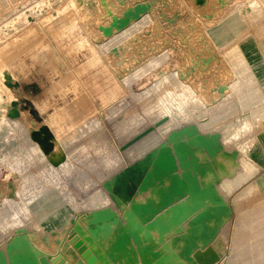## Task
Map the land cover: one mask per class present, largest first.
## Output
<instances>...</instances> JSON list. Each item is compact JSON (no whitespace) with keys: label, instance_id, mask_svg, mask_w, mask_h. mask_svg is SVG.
Listing matches in <instances>:
<instances>
[{"label":"rangeland","instance_id":"obj_1","mask_svg":"<svg viewBox=\"0 0 264 264\" xmlns=\"http://www.w3.org/2000/svg\"><path fill=\"white\" fill-rule=\"evenodd\" d=\"M29 1L0 0V249H4L8 239L18 231L27 229L37 249L49 254L59 253L61 247L56 240L64 238L66 230L75 224L85 226L88 220L82 219L83 214L107 207L114 210L102 184L126 166L119 146L137 132L162 120L165 115L162 103L170 98L165 93L175 82L179 85H176L177 88L182 86L188 96V99L187 96L184 97L186 100L183 99L187 106H183L186 110L183 108L182 111L186 114L194 108L189 114L181 115L180 112L177 115L178 118L184 117L178 119L183 130L187 131L195 125L196 132L219 133L229 119L241 120L244 117L249 123L244 128L247 134L245 130L240 132L244 133L243 141L240 133L237 134L239 139L233 133L227 137L226 131L220 132L223 135L220 136L222 149L212 158L200 148L195 149L201 161L210 164L202 183H213L232 208L230 216L223 218L217 237L228 244H235L231 250H242L243 246H248L254 233L250 232V223L246 224L245 220L249 219L252 211L248 213L250 216L244 214L246 219L243 215L244 220L240 214L251 208V203L254 205L258 197L264 202V180L261 183L262 179H257L259 174L264 175L261 141L264 137V111L260 112L264 109V0H105L104 3L98 0L101 16L98 13L95 24L88 23L82 16L84 12L80 0H51L47 6L39 3L42 11L34 21L21 15L20 18L19 11ZM137 2L146 5L148 13L153 16L150 21L153 25L138 27L137 33L124 40L127 44L121 42L116 50L115 47L108 50L99 47L105 41L102 37L108 39L118 29L114 25L112 34L104 36L103 27L116 23L117 18L131 12ZM139 13L134 12V17L140 16ZM111 19L114 21L110 22ZM69 28L72 31L68 33ZM24 30L27 32L24 33ZM91 40L97 43L93 44ZM99 50L103 52L102 56ZM141 51L146 55L130 62ZM114 58L119 60L116 62ZM119 61L128 65L121 64L123 62L116 64ZM156 81L158 85L161 83L158 89L152 86ZM176 86L173 92H180L181 89H176ZM164 88L168 89L163 92ZM25 97L30 101H26ZM11 98H16L18 108L26 111V116L22 112L24 128L28 126L26 129L12 130L4 126V113L10 111ZM188 115L191 118H187ZM255 117L260 121H253ZM44 123H50L57 132L59 158L44 154L30 139L31 130ZM241 143L246 145L245 149L240 146ZM253 149L258 151L260 161L253 157L254 152H250ZM254 175L257 176L255 179ZM248 179L253 183L248 187L253 190L252 195L248 188L246 191L250 182ZM226 180H230L229 193L221 188ZM238 187L240 191L236 190ZM248 193L249 196H244ZM239 196L240 200L236 201ZM147 199H157L154 189L136 197L137 201ZM105 214L107 211L102 215ZM161 214L166 219L169 212L163 210ZM262 222L261 232L254 237L264 244V218ZM238 224L245 228L240 229ZM236 228H239V235L240 232L245 235V240L239 243L233 242ZM186 229V224L174 227L162 244L157 240L156 230L147 240L141 234L143 241L134 245L136 259L132 264H152L157 255L169 247L180 249L184 241L179 239L177 243H172V237L186 234ZM114 239V234L108 238L100 235L98 243L90 241L88 245L100 254L110 247ZM199 244L203 245L202 242ZM263 244L259 246L260 252H264ZM250 247L244 251L252 253ZM200 251H208L207 246ZM238 252L241 257L235 254L233 264L236 261V264H241V261H245L242 264H264L263 252V260L260 255H255L254 259L252 254L245 256L243 250V253ZM237 257L243 260L239 262ZM220 258L215 264H224ZM246 259H250L249 262ZM103 263L120 264L107 257ZM179 263L189 264L173 258L166 261V264Z\"/></svg>","mask_w":264,"mask_h":264},{"label":"water","instance_id":"obj_2","mask_svg":"<svg viewBox=\"0 0 264 264\" xmlns=\"http://www.w3.org/2000/svg\"><path fill=\"white\" fill-rule=\"evenodd\" d=\"M145 10L144 3H137L132 12L117 18L114 24L118 29L124 28L134 12ZM114 24L103 27L104 36L112 33ZM153 126L126 141L121 149L141 138ZM42 133L41 140L47 141L51 137L47 126H43ZM51 148L52 144L46 143V149ZM196 148L212 158L222 149L220 134L196 132L173 142L163 140L140 159L106 179L102 187L114 210L107 207L83 214L82 219L88 220L85 226L75 224L66 230L64 238L56 240L61 250L70 245L73 249L71 255L79 254L82 264H104L105 257L112 262L132 264L136 259L134 245L143 241L141 234L147 240L156 230L157 240L162 244L174 227L186 224V234L172 237V243L182 239L184 246L178 250L169 247L172 250L157 255L152 264H166L169 258L189 264H215L220 255L211 244L219 233L223 218L230 216L232 208L213 183H202L210 164L201 161L196 155ZM150 189L155 190L157 199L136 200L138 194ZM183 198L186 200L179 201ZM163 210L169 212L166 219L161 214ZM105 211L107 214L102 215ZM112 234L115 235L114 241L100 254L88 245L90 241L98 243L100 235L108 238ZM32 244L28 230L21 229L8 239L4 249H0V264H68L60 253H45ZM204 246L208 251L201 252Z\"/></svg>","mask_w":264,"mask_h":264},{"label":"bare ground","instance_id":"obj_3","mask_svg":"<svg viewBox=\"0 0 264 264\" xmlns=\"http://www.w3.org/2000/svg\"><path fill=\"white\" fill-rule=\"evenodd\" d=\"M77 1H79V0H77ZM95 1H97V0H80L79 1V4H80V7H82V12H84L83 14H82V16H85L86 17V19H87V22L88 23H96L97 21H96V19H97V17L99 16L98 15V13H100V11L98 12V1L95 3ZM150 1V0H149ZM27 2V1H26ZM129 2H131V1H129ZM134 2V1H133ZM142 2H144V1H142ZM147 2H148V0H147ZM29 3H30V1H29ZM138 3V2H137ZM145 3V2H144ZM152 3V2H151ZM27 4V3H26ZM25 4V6L23 7V9L21 10V11H19V17L21 18V16H24V17H28L29 18V20L30 21H34L35 20V18L36 17H38V14H39V11H42V9H40V7L38 6V5H34V6H31V7H29L28 9H26L27 7H28V5H26ZM136 4V3H135ZM146 4H148L149 5V3H146ZM124 4H122V6H123ZM130 5V4H129ZM154 6H155V4H154ZM39 7V8H38ZM134 7V6H133ZM149 7V6H148ZM100 8V7H99ZM124 8V7H123ZM122 8V9H123ZM127 8H128V6H127ZM31 9V10H30ZM125 9V8H124ZM149 9V8H148ZM152 9V8H151ZM132 11H133V8L131 9ZM150 10V9H149ZM131 11V12H132ZM30 12H32V13H30ZM120 12V11H119ZM156 12V11H155ZM112 13V12H111ZM116 13V12H115ZM125 13V12H124ZM141 13V15L140 16H137V17H134L133 16V18L131 19V21L128 23V25H126L124 28H121V29H117V30H114L115 32L111 35V36H109L110 38H108V39H106V38H103L101 35V37H102V40L103 39H105V41L104 42H101V44H99V47H102V49L103 50H105V49H107V48H113L114 49V47H115V50H116V46L117 45H119L121 42H123L124 43V40L126 39V40H128V37L129 36H131L132 34H135V32L137 31V28L138 27H142V25H148V24H151V25H153L152 23H150V21H151V18L153 17H151V15L148 13V11H147V9H146V11H144V12H140ZM139 13V14H140ZM151 13H153V12H151ZM117 14V13H116ZM119 14V13H118ZM117 14V15H118ZM135 14H136V12H135ZM139 14H137V15H139ZM15 15H18V14H15ZM14 15V16H15ZM21 15V16H20ZM98 15V16H97ZM105 15V14H104ZM107 15V14H106ZM153 15V14H152ZM165 15V14H164ZM100 16H101V13H100ZM112 16V15H111ZM18 17V18H19ZM110 17V16H109ZM115 17H116V15H115ZM17 18V17H16ZM16 18H15V20H16ZM106 18V17H105ZM108 18V17H107ZM112 18H113V16H112ZM160 18H161V16H160ZM165 18V17H164ZM167 18V17H166ZM69 19V18H68ZM70 21H71V19H69ZM101 20H102V18H101ZM154 20H155V18H154ZM154 20H153V23H154ZM11 21H13V20H11ZM10 21V23H12ZM18 21H19V19H18ZM99 21V20H98ZM109 21V20H108ZM112 21V19L110 20V22ZM114 21V20H113ZM112 21V22H113ZM16 22H17V20H16ZM25 22V21H24ZM72 22L74 23L75 21H73L72 20ZM103 22V21H102ZM101 22V23H102ZM62 23V22H61ZM60 23V24H61ZM103 23H105V22H103ZM158 23V22H157ZM13 24H16V23H13ZM63 24V23H62ZM72 24V23H71ZM91 24V25H92ZM107 24V23H106ZM70 25V24H69ZM74 25V24H73ZM90 25V26H91ZM99 25H101V24H99ZM104 25V24H103ZM115 25V24H114ZM155 25V24H154ZM6 26V25H5ZM20 26V25H19ZM71 26V25H70ZM69 26V27H70ZM76 26V25H75ZM143 26V27H144ZM18 27V26H17ZM65 27V26H64ZM64 27H62V28H64ZM66 27H67V25H66ZM66 27H65V29H66ZM72 27V26H71ZM70 27V28H71ZM79 27V26H78ZM89 27V26H88ZM147 27H149V26H147ZM146 27V28H147ZM151 27V26H150ZM155 27V26H154ZM28 27H26V29H27ZM68 29L69 31H68V33L70 32V30L72 29ZM92 28V27H91ZM145 28V27H144ZM145 28V29H146ZM152 28V27H151ZM94 29V28H93ZM155 29V28H154ZM96 30V29H95ZM101 30L102 29H100V32H101ZM141 30V29H140ZM151 30H153V29H151ZM62 31H64V29L62 30ZM65 31H67V30H65ZM72 31V30H71ZM97 31H99V30H97ZM143 31V30H142ZM142 31H139V33L141 32V33H144V32H142ZM149 31V30H148ZM25 32H27L26 30H24V33ZM96 32V31H95ZM100 32H98L99 34H101ZM138 32V31H137ZM136 32V33H137ZM146 32V31H145ZM90 33H93V32H91V30H90ZM87 34H88V32H87ZM94 34H96V33H94ZM102 34H103V31H102ZM147 34H149L148 32H147ZM110 35V34H109ZM145 35V34H144ZM99 36V37H100ZM135 35H133V37H134ZM138 36V35H137ZM140 36V35H139ZM138 36V38H140ZM148 36V35H147ZM91 37V36H90ZM98 37V36H97ZM108 37V36H107ZM144 37H146V36H144ZM144 37H143V39H144ZM96 38V37H95ZM131 37H129V39H130ZM135 38V37H134ZM133 38V39H134ZM141 38H142V36H141ZM148 38V37H147ZM90 39H92V38H90ZM97 39V38H96ZM142 39V40H143ZM101 40V39H100ZM135 40H137V39H135ZM93 41H95V40H93ZM93 41L91 40V43H93ZM97 41H99L98 39H97ZM132 41V40H131ZM130 41V42H131ZM139 41V40H138ZM100 42V41H99ZM130 42H128V45H129V43ZM134 42H136V41H133L132 43H134ZM147 42V41H146ZM95 43V42H94ZM93 43V44H94ZM97 43V42H96ZM95 43V44H96ZM92 44V45H93ZM125 44H127V42L126 43H124V45ZM140 44V43H139ZM143 44V43H142ZM141 44V45H142ZM121 45H122V43H121ZM135 45V44H134ZM148 44H146V46H147ZM94 46V45H93ZM131 46L133 47V45L131 44ZM118 47V46H117ZM125 47H127V46H125ZM129 47V46H128ZM131 47V48H132ZM138 47V46H137ZM141 47V46H140ZM134 48H135V46H134ZM143 48V47H142ZM96 49V48H95ZM97 49H98V46H97ZM96 49V50H97ZM101 49V48H100ZM126 50H128L127 48H125ZM108 50V49H107ZM114 50V51H115ZM119 50V49H118ZM121 50V49H120ZM130 51H131V49H129ZM141 50V49H140ZM34 51V50H33ZM100 51V50H99ZM99 51H98V53H99ZM109 51H112V50H109ZM123 51V50H122ZM125 51V50H124ZM137 51V50H136ZM139 51V50H138ZM143 51V50H142ZM140 52L139 54H137L135 57H133V59L130 61V62H134V61H138L140 58H143V56L144 55H146L145 54V52ZM106 52V51H105ZM100 53H101V51H100ZM114 53V52H113ZM117 53H119V51H117ZM123 53V52H122ZM106 54H107V52H106ZM110 54V53H109ZM108 54V55H109ZM120 54V53H119ZM103 55V52L101 53V56ZM115 55V54H114ZM124 55V54H123ZM25 56V55H24ZM46 56V55H45ZM110 56H112V55H110ZM109 57V56H108ZM115 57V56H114ZM125 57V56H124ZM123 57V58H124ZM110 58V57H109ZM122 58V59H123ZM132 58V57H131ZM113 59V58H112ZM115 59V58H114ZM122 59H120V60H122ZM125 59V58H124ZM123 59V60H124ZM119 60V59H118ZM117 60V61H118ZM40 61V60H39ZM110 61V60H109ZM112 61V60H111ZM114 61H116V59L114 60ZM116 61V62H117ZM36 62V61H35ZM115 62V63H116ZM121 62H123V61H119L118 63H116V64H119V63H121ZM125 62H127L126 60H125ZM114 63V64H115ZM37 64V63H36ZM121 64H124V62L123 63H121ZM132 64V63H131ZM131 64H129V66L131 65ZM134 64V63H133ZM28 65V64H27ZM125 65V64H124ZM128 65V64H127ZM127 65H125V66H127ZM116 66V65H115ZM114 66V67H115ZM118 66V65H117ZM128 66V67H129ZM116 68V67H115ZM119 68V67H118ZM121 68V67H120ZM113 71V70H112ZM58 78V77H57ZM56 78V79H57ZM166 79H167V77H165ZM165 78H163V79H165ZM25 80V79H24ZM160 80V79H159ZM158 80V81H159ZM156 81V82H154L153 84H152V86L155 88L156 87V89H158L157 88V86H159V85H161V83L158 85V83L159 82H161V81H163V80H161V81ZM174 83V82H173ZM176 84H174L175 86L176 85H178L177 84V82H175ZM16 84V83H15ZM174 85H172V88H171V90L172 89H174ZM174 86V87H173ZM179 86V85H178ZM62 87V86H61ZM150 88H152V87H150ZM182 88V86L180 87V88H177V86H176V89H181ZM168 88H164V89H162L163 90V92H164V90H167ZM175 89V90H176ZM154 90V89H153ZM171 90H168V91H166V97H168V96H170V98L172 97V99H167V100H165V101H163V103L161 102L162 101V99H160L159 101L162 103V105L164 106H162L161 104V106L163 107V109L165 108V115H164V117L162 118V120H160V121H158V122H155V124H153L154 126H153V128L149 131V132H147L146 134H144L141 138H139L138 140H136V141H134L132 144H130V145H128L127 147H124L123 149H119V152H120V154L122 155V158H123V160H124V162H125V164L126 165H128V164H130V163H132L133 161H135V160H137V159H140L145 153H147L148 151H150L151 149H153L154 147H156L157 145H158V143H160L161 141H163V140H168V141H170V142H173V141H177V140H180V139H184L185 137H186V135L188 136V134H191V133H193V132H196V126L194 125L193 127H191V128H189L187 131H185V130H183L182 128H180V126L182 125V124H179V122H178V119L181 117V118H183L184 119V117H182V116H180L179 118L177 117V115H180L179 113L181 112V115H184L185 114V110H186V108H184L185 106H187L186 105V102H183V99H185L186 100V98H184V97H186L187 96V94L182 90H180V92H179V90L178 91H176V92H173V90H172V92H171ZM174 90V91H175ZM9 91V90H8ZM11 91V90H10ZM160 91V90H159ZM64 92V91H63ZM62 92V93H63ZM59 94V93H58ZM161 94H162V91H161ZM163 95V94H162ZM162 98H164L163 96H161ZM165 97V98H166ZM178 97V98H177ZM179 97H180V99H179ZM187 99H188V96H187ZM10 101L11 102H9L10 103V111H8L7 113L5 112L4 113V118H5V121H4V126L6 127V128H9V129H12L13 130V128H17L18 130H21V129H23L24 128V125H25V123H24V121H23V119H22V117H23V115H25L26 113V111L24 112V111H21L19 108H18V102H17V100H16V98H11L10 99ZM189 102H190V100H188ZM159 102V103H160ZM188 102V103H189ZM187 103V104H188ZM189 105H192V103L190 104L189 103ZM184 106V107H183ZM192 107V106H191ZM194 107V106H193ZM264 107V106H263ZM9 108H7V109H9ZM184 108V111H182V109ZM189 109V108H188ZM194 109V108H193ZM193 109L190 111V110H188L189 112H187L186 114H189V113H191V112H193ZM262 111H264V109H261V111L260 112H262ZM22 112H24V114L22 113ZM184 112V113H183ZM255 113H257V112H255ZM263 113V112H262ZM262 113H259V114H262ZM23 114V115H22ZM185 114V115H186ZM258 115V114H257ZM3 116V115H2ZM26 116V115H25ZM189 116V115H188ZM191 116V115H190ZM187 117V118H191V117ZM259 116H263V115H259ZM258 116V117H259ZM186 117V116H185ZM263 118V117H262ZM255 119H256V117H255ZM258 119V118H257ZM253 120V121H260V119L259 120ZM2 120H4V119H2ZM22 120V121H21ZM26 120H27V118H26ZM180 120V119H179ZM182 120V119H181ZM186 120H188V119H186ZM189 121V120H188ZM252 121V122H253ZM24 124H23V123ZM183 122V121H182ZM251 122V123H252ZM27 124V123H26ZM246 124H249V123H247L246 122V119L243 117L241 120H236V119H234V120H232V119H229V121H227L223 126H222V128L221 129H219V131L222 133V131H226V133L225 132H223V133H225L226 134V136L227 137H230L231 135H232V133L233 134H235V137L236 136H238L237 134H239L240 132H243L244 130L246 131V132H244V133H246L247 134V130L246 129H244L245 127H246ZM253 124V123H252ZM257 124H258V122H257ZM43 126H47L49 129H50V131H51V137L47 140V141H45V140H41L40 138L41 137H43V133H42V128H43ZM151 126H152V124H151ZM151 126H149V127H151ZM251 126V125H250ZM28 127V126H27ZM26 127V128H27ZM256 127V126H255ZM26 128H24V129H26ZM247 128V127H246ZM252 128H253V126H252ZM3 129V128H2ZM146 129V128H145ZM6 130V129H5ZM17 130V131H18ZM144 130V129H143ZM143 130H141V131H143ZM7 131H8V129H7ZM140 131V132H141ZM8 132H10V130L8 131ZM140 132H137V134L138 133H140ZM219 132V133H220ZM243 133V134H244ZM249 133V132H248ZM4 134V133H3ZM137 134H135V135H137ZM229 134H231L230 136H229ZM240 134H242V133H240ZM239 134V135H240ZM242 134V135H243ZM134 135V136H135ZM192 135V134H191ZM241 135V136H242ZM1 136V135H0ZM133 136V137H134ZM221 136V135H220ZM223 136V135H222ZM221 136V137H222ZM59 137V136H58ZM233 137V136H232ZM231 137V140L233 139ZM246 137V136H245ZM129 138V137H128ZM131 138H132V136H131ZM131 138H129L128 140H130ZM237 138V137H236ZM238 138L240 139V137L238 136ZM242 138V137H241ZM252 138V137H251ZM30 139L37 145V147L44 153V154H49L50 156H52V157H54V158H59L60 156H61V154H60V143H59V141H56V139H57V132L54 130V128L51 126V124L49 123H44V124H41L37 129H32L31 130V132H30ZM39 139V140H38ZM59 139V138H58ZM222 139V138H221ZM220 139V140H221ZM223 139H225V138H223ZM243 139H244V135H243V138H242V141H243ZM128 140H126V141H128ZM226 140V139H225ZM225 140H224V142H225ZM231 140H229V141H227V142H231ZM248 140V139H247ZM125 141V142H126ZM223 141V140H222ZM233 141V140H232ZM236 141V142H235ZM241 141V142H242ZM250 141H251V139H250ZM261 141H262V145H263V148H264V137H262L261 138ZM124 142V143H125ZM234 142H235V145H236V143H237V139H235L234 140ZM234 142H232V143H234ZM239 142H240V140H239ZM238 142V143H239ZM245 142H246V140H245ZM245 142H244V144H245ZM46 143H51L52 144V148L51 149H46ZM123 143V144H124ZM249 143V142H248ZM247 143V144H248ZM123 144H119L120 146L119 147H121ZM242 144V143H241ZM238 145H240V144H238ZM252 144L250 143V146H251ZM237 146V145H236ZM240 146H243V144L242 145H240ZM239 146V149L241 148ZM246 146V145H245ZM245 146H243V148L245 149ZM118 147V148H119ZM249 147V146H248ZM247 148V147H246ZM249 149V148H248ZM247 149V150H248ZM62 150V149H61ZM241 150H243V149H241ZM242 152V151H241ZM248 152V151H247ZM250 152H254V155H253V157L256 159V160H258V161H260L259 160V158H258V151L257 150H255V149H253L252 151H250ZM244 153V152H243ZM248 154V153H247ZM248 156H249V154H248ZM261 172V171H260ZM264 172V171H263ZM262 172V173H263ZM258 174V173H257ZM256 174V175H257ZM260 176L257 178V179H259V178H261L260 180H261V183H263L262 181L264 180L263 179V177H264V175L262 176L261 174H259ZM255 176V175H254ZM253 177V176H252ZM251 177V178H252ZM257 176H255L254 177V179L256 178ZM250 178V179H251ZM249 180V179H248ZM247 180V181H248ZM247 181H245V182H247ZM250 181V180H249ZM256 181V180H255ZM244 182V183H245ZM251 182V181H250ZM248 182L247 184V187L246 186H244V187H246V191H247V188L249 187L250 188V186H251V184L253 185V183L251 182ZM256 182H258V181H256ZM244 183H243V185H244ZM231 185H230V180H226V181H224L223 183H222V185H221V188L223 189V190H225L226 192H230L229 190H228V187H230ZM256 186H258V184H256ZM255 186V187H256ZM264 186V185H263ZM240 187V186H239ZM239 187L236 189V190H239ZM260 187H261V185H260ZM242 188V187H241ZM248 188V189H249ZM219 189H220V187H219ZM245 189V188H244ZM255 190H256V188H254ZM261 189H262V187H261ZM264 189V188H263ZM235 190V191H236ZM242 190V189H241ZM250 190V189H249ZM255 190H254V192H255ZM257 190H260V189H257ZM220 191V190H219ZM222 191V190H221ZM220 191V192H221ZM240 191V190H239ZM239 191H238V193H239ZM245 191V190H244ZM251 191V190H250ZM253 191V190H252ZM252 191L250 192L251 193V195H252ZM261 191V190H260ZM259 191V192H260ZM241 192H243V191H241ZM254 192H253V194H254ZM257 192V191H256ZM237 193V194H238ZM221 194H223V193H221ZM232 194V193H231ZM235 194V193H234ZM245 194H247V192H245ZM244 194V196H249V193H248V195H245ZM243 195V194H242ZM223 196V195H222ZM232 196V195H231ZM237 196V195H236ZM235 196V197H236ZM255 196V195H254ZM228 197H230V195L228 196ZM234 197V196H233ZM256 197V196H255ZM225 198V197H224ZM242 198H243V196H242ZM254 198V197H253ZM227 199V198H226ZM238 199L240 200V196H239V198H237V200L236 201H238ZM258 199H259V197H258ZM258 199H257V201H255V203H254V205L251 203V208H247V210L246 211H241L242 213L240 214V216H242V218H243V215L245 214H248V213H250L251 211H252V215L250 216L249 214H248V216H250V217H248L249 219L248 220H250V218H252L251 220H250V222H248L247 223V219H246V217H245V215H244V218L247 220H245V222H246V224H249L250 223V227H251V231L250 232H253L254 233V235L251 237L252 238V240L250 241L249 239L247 240V241H250V243L252 244L251 246L253 247V249L250 247V243H249V245L248 246H246V247H242V250H243V252L245 253L244 255L246 256V254L248 253H246L245 251V249L247 248V247H250L251 249H252V251H251V249L249 250L250 252H252V253H248V254H252L253 255V258L254 259H256V257H258L259 255L261 256V257H259L261 260H263L262 259V255H261V253L263 252V251H261L260 252V249H259V246L261 247V245L263 244V242H262V244H261V242L259 243V240H257V239H255V237L254 236H258L259 235V233L261 232V229H262V225H263V222H262V219L264 218V202H262V200H260L259 199V201H258ZM228 200V199H227ZM231 200V199H230ZM235 200V199H234ZM242 200V199H241ZM249 200V199H248ZM230 202V201H229ZM236 203V202H235ZM240 204V203H239ZM232 205V204H231ZM239 215V214H238ZM247 216V215H246ZM239 218V217H238ZM237 218V219H238ZM244 218L242 219V220H244ZM236 220V219H235ZM234 220V221H235ZM240 219H238V221H239ZM241 221V220H240ZM236 223H237V220H236ZM243 224H244V221H243ZM246 224H244V225H246ZM236 225V224H235ZM239 226H240V224H238ZM237 226V225H236ZM243 226V225H242ZM242 226H240V229H241V227ZM247 226V225H246ZM238 227V226H237ZM242 228H245V226L244 227H242ZM247 228V227H246ZM249 228V227H248ZM240 231H242V232H244L243 230H240ZM249 231V230H248ZM239 228H236L235 229V234H234V237H233V235H232V237L234 238V240H233V242L234 241H237L238 243L239 242H241V241H243V240H245V238H244V236H242V233L240 232V234L241 235H239ZM246 232V231H245ZM247 233V232H246ZM244 234V233H243ZM249 235V234H248ZM252 235V234H251ZM253 237H254V240H253ZM246 238H248V236L246 237ZM247 241H245V243L247 242ZM230 242V241H229ZM235 243V242H234ZM244 243V242H243ZM260 244V245H259ZM33 246H35L34 244H32ZM235 245V244H234ZM234 245L233 244H228L223 238H221V237H216L215 238V240H214V242H213V244H211V247L215 250V251H217L218 253H219V255H221V257L222 258H220L221 260H223V262H224V264H233L232 262H233V260H232V257L234 258V256H235V254H239L240 255V257H241V254H240V252H238V251H241L242 252V250H238L237 249V251L236 250H231L232 248H234ZM237 246V245H236ZM263 246H264V244H263ZM262 248H264V247H262ZM261 248V249H262ZM61 250V249H60ZM245 250V251H244ZM248 250V249H247ZM73 251V249H72V247L69 245V246H67L64 250H61V252H59L61 255H62V258H64V260L67 262V260L69 261V262H71V263H73V264H82V261H81V258L79 257V255L78 254H75V255H71V252ZM242 252V253H243ZM74 253H75V251H74ZM263 254V256H264V252L262 253ZM251 255V256H252ZM255 255H257L256 257H255ZM236 256H238V255H236ZM242 256H243V254H242ZM249 256V255H248ZM65 257H66V259H65ZM238 258V257H237ZM249 258H250V256H249ZM259 258H258V260H259ZM239 259V258H238ZM242 259V258H241ZM241 259H239L238 261L240 262V260ZM245 259V258H244ZM243 260V259H242ZM248 259H246V262H249V260L247 261ZM251 261H252V259H251ZM255 261V260H254ZM264 261V260H263ZM242 263H245V261L243 262V261H241ZM259 262V261H258ZM68 263V262H67ZM219 263V262H218ZM236 263H237V261H236ZM235 263V264H236ZM241 263V264H242ZM253 263V262H252ZM256 263V262H255ZM260 263H261V261H260ZM69 264V263H68ZM246 264H250V263H246Z\"/></svg>","mask_w":264,"mask_h":264},{"label":"built area","instance_id":"obj_4","mask_svg":"<svg viewBox=\"0 0 264 264\" xmlns=\"http://www.w3.org/2000/svg\"><path fill=\"white\" fill-rule=\"evenodd\" d=\"M51 0H30V3H29V5H28V7L26 8V9H28L29 7H31V6H34V5H38L39 3H42V5L44 6V5H49V2H50ZM52 2V1H51ZM52 4V3H51Z\"/></svg>","mask_w":264,"mask_h":264},{"label":"crops","instance_id":"obj_5","mask_svg":"<svg viewBox=\"0 0 264 264\" xmlns=\"http://www.w3.org/2000/svg\"><path fill=\"white\" fill-rule=\"evenodd\" d=\"M26 98V101H30V99H27V97H25Z\"/></svg>","mask_w":264,"mask_h":264},{"label":"trees","instance_id":"obj_6","mask_svg":"<svg viewBox=\"0 0 264 264\" xmlns=\"http://www.w3.org/2000/svg\"><path fill=\"white\" fill-rule=\"evenodd\" d=\"M28 103V105L30 106V103L29 102H27ZM32 110V109H31Z\"/></svg>","mask_w":264,"mask_h":264}]
</instances>
